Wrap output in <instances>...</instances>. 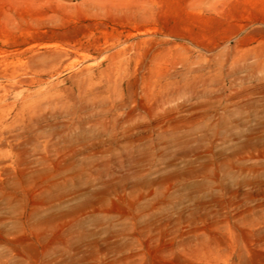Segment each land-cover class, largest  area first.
Listing matches in <instances>:
<instances>
[{"label": "rangeland", "instance_id": "374dc122", "mask_svg": "<svg viewBox=\"0 0 264 264\" xmlns=\"http://www.w3.org/2000/svg\"><path fill=\"white\" fill-rule=\"evenodd\" d=\"M0 264H264V0H0Z\"/></svg>", "mask_w": 264, "mask_h": 264}]
</instances>
